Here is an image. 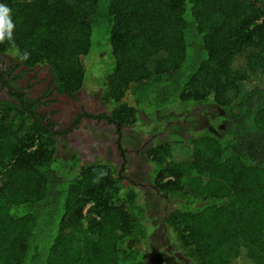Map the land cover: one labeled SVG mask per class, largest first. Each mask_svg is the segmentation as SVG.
<instances>
[{"label":"trees","instance_id":"16d2710c","mask_svg":"<svg viewBox=\"0 0 264 264\" xmlns=\"http://www.w3.org/2000/svg\"><path fill=\"white\" fill-rule=\"evenodd\" d=\"M0 5L15 25L0 54L46 69L51 93L74 96L100 70L107 111L75 123L106 120L120 144L142 116L203 104L223 125L143 154L178 255L151 241L158 227L123 165L64 149L42 97L0 98V264H264V0Z\"/></svg>","mask_w":264,"mask_h":264},{"label":"rangeland","instance_id":"374dc122","mask_svg":"<svg viewBox=\"0 0 264 264\" xmlns=\"http://www.w3.org/2000/svg\"><path fill=\"white\" fill-rule=\"evenodd\" d=\"M5 58L9 59L10 57ZM93 67L94 64L91 68ZM99 73L100 70L95 69L89 84L74 96L54 90L51 93L50 81L52 78L48 75L47 70L41 67L26 71L18 80V84L23 88L27 87L33 96L43 97L41 102L43 106L40 112L50 114L55 122H59L60 129H66L73 124L69 134L59 137L64 149L79 150L87 160L99 157L104 161L116 162L119 167L123 165L125 174L142 186L143 199L149 207V217L158 227V230L153 233L151 241L156 248H163L179 255L169 231L164 228L163 220L170 203L153 189L151 167L143 154L153 145L164 140L188 136L189 133L195 132L199 128L222 131L223 125L219 122L220 110L217 106L203 104L178 106L169 111L162 109L160 114L155 113L158 117L142 116L143 120L139 122V125L123 127L119 144L117 127L106 120L90 119L85 115L80 117L79 122L74 125V120L80 114H98L107 111V106L101 99V87L98 80L101 73ZM45 93L47 94L45 95ZM4 95V92L0 93V96ZM209 119L216 122L217 125L215 127L210 125ZM155 120L162 124L156 123ZM180 122H183L184 125L173 126ZM83 143L87 145L83 146ZM93 145L96 149L91 147ZM123 153L125 160L122 157ZM236 254L237 247L232 250L231 256L235 258Z\"/></svg>","mask_w":264,"mask_h":264},{"label":"flooded vegetation","instance_id":"af4514ba","mask_svg":"<svg viewBox=\"0 0 264 264\" xmlns=\"http://www.w3.org/2000/svg\"><path fill=\"white\" fill-rule=\"evenodd\" d=\"M5 57H10L9 59H6ZM39 68V67H36ZM19 69V71H17ZM35 69V68H34ZM28 71V69H26L24 66H21L18 64V62L16 60H14L12 58V56L8 53L6 54H0V93L4 92V96H0L1 99H10L12 94L17 93H24L26 99L28 98H36L35 96L32 95V93L30 92L29 89H27V87L23 88L18 84V80L23 76V74ZM52 85L50 86V89H52ZM16 101V99H14ZM43 100V97L42 99ZM42 102V101H41ZM43 103H40L37 106V110L40 112L41 107ZM47 115L48 118H50V122L53 125V127H55L54 129H56V131H60L61 134L59 135V137L61 136H65L67 134H69L73 128V124H71L68 128L66 129H60L58 123L59 122H55L52 119V116L48 113H44ZM74 122H76L74 120ZM76 123H74L75 125ZM86 143H83V146H86ZM89 145V144H88ZM96 146V144H94ZM91 146L94 147L96 149L95 146ZM63 146V145H62ZM90 147V148H91ZM80 150L82 148L79 147ZM98 148V147H97ZM76 151V150H75ZM76 152L80 153L82 156V152L77 150Z\"/></svg>","mask_w":264,"mask_h":264},{"label":"clouds","instance_id":"9594fccd","mask_svg":"<svg viewBox=\"0 0 264 264\" xmlns=\"http://www.w3.org/2000/svg\"><path fill=\"white\" fill-rule=\"evenodd\" d=\"M11 12V8L0 5V42L5 41L6 38L12 41V30L15 25L11 20ZM22 58H27V56L25 55V57Z\"/></svg>","mask_w":264,"mask_h":264}]
</instances>
